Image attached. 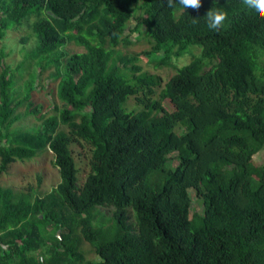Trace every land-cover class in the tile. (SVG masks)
Masks as SVG:
<instances>
[{
	"label": "trees",
	"instance_id": "16d2710c",
	"mask_svg": "<svg viewBox=\"0 0 264 264\" xmlns=\"http://www.w3.org/2000/svg\"><path fill=\"white\" fill-rule=\"evenodd\" d=\"M217 6L219 30L205 16ZM33 16V57L53 68L64 106L14 130L20 102L42 111L30 98L39 70L16 100L4 64L0 175L50 150L60 182L45 196L0 186V264H264V18L238 0H0V39ZM132 20L150 47L117 60ZM193 48L166 81L136 64L172 66ZM74 145L87 147L82 184ZM82 241L96 259L81 258Z\"/></svg>",
	"mask_w": 264,
	"mask_h": 264
},
{
	"label": "rangeland",
	"instance_id": "374dc122",
	"mask_svg": "<svg viewBox=\"0 0 264 264\" xmlns=\"http://www.w3.org/2000/svg\"><path fill=\"white\" fill-rule=\"evenodd\" d=\"M35 20V16L30 17L22 26L11 29L4 38L0 39V70L4 67V64L11 67L9 71L13 73L14 77L16 100H22V94L20 92L24 89V83L28 79L31 80L32 76L39 70V73L37 72L38 79L31 90L30 98L35 105L37 104L41 107L42 111L37 114H27L25 113L27 101L20 102L16 108V112L21 114L22 117L13 124V129L17 131L36 129L40 125L41 114H56L64 106V103L58 96L59 78L52 74L53 68L42 69L38 66V60L33 57L32 52L36 46L37 39L33 31H31V23ZM135 23V20H132L126 32L130 36L131 43L118 48L119 55L117 60H120V57L127 58L141 54L150 47V44L144 36L139 35L135 31H130V29H135ZM65 50L71 55L82 52L83 48L71 43ZM199 52L200 50L198 48H193L190 53L178 60H174L172 66L157 67L155 66V62L149 56L146 57L145 55H139L136 64L148 72L161 75L164 81H166L175 72L176 67L187 63L192 55H197ZM127 107L129 109H139L141 105L132 96L127 102ZM72 147L76 150L78 183L82 184L88 172L87 158L83 155L84 152H87V147L86 145H84L83 149H80L78 145ZM54 159L55 157L52 151L44 150L32 160L15 162L10 166L7 173L0 175V186L11 187L14 190H22L25 192L32 190L34 196H45L55 189L60 182L59 170L54 164ZM254 159L256 163L264 165V149ZM172 165L175 166L174 163ZM189 194L192 212L202 215L204 212L202 198L197 195L195 190H190ZM103 214L110 217L107 210L103 211ZM49 230H51V227ZM79 250L83 260L97 258L93 246L87 242L82 241ZM78 260L72 259L74 264H80L81 260Z\"/></svg>",
	"mask_w": 264,
	"mask_h": 264
},
{
	"label": "clouds",
	"instance_id": "9594fccd",
	"mask_svg": "<svg viewBox=\"0 0 264 264\" xmlns=\"http://www.w3.org/2000/svg\"><path fill=\"white\" fill-rule=\"evenodd\" d=\"M184 8L188 6L198 7L201 0H180ZM239 7L246 13L256 18H264V0H238ZM206 16V24L209 28L219 30L226 20L227 13L220 7H211Z\"/></svg>",
	"mask_w": 264,
	"mask_h": 264
},
{
	"label": "water",
	"instance_id": "95a60500",
	"mask_svg": "<svg viewBox=\"0 0 264 264\" xmlns=\"http://www.w3.org/2000/svg\"><path fill=\"white\" fill-rule=\"evenodd\" d=\"M58 236L60 237V233H58Z\"/></svg>",
	"mask_w": 264,
	"mask_h": 264
}]
</instances>
